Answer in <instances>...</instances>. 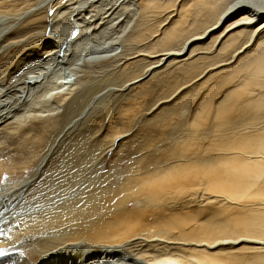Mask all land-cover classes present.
I'll return each mask as SVG.
<instances>
[{
	"label": "bare ground",
	"instance_id": "bare-ground-1",
	"mask_svg": "<svg viewBox=\"0 0 264 264\" xmlns=\"http://www.w3.org/2000/svg\"><path fill=\"white\" fill-rule=\"evenodd\" d=\"M8 1L15 0H0V11ZM163 1L178 9L160 0H26L14 14L0 12V126L62 107L52 126L59 151L52 166H61L72 188L114 142L121 152L135 128L117 179L110 169L96 188L36 217L67 223L59 236L77 238L31 264H264V33L247 23L264 22V0ZM49 5L69 27L53 22V37L35 42L33 19ZM127 10L145 22L123 35L115 26L130 20ZM237 17L244 22L227 30ZM71 23L102 43L77 42ZM32 59L27 71H11ZM31 181L17 195L13 187L0 195V264H22L6 232ZM80 233L86 242L75 241ZM161 252L158 260L141 256Z\"/></svg>",
	"mask_w": 264,
	"mask_h": 264
},
{
	"label": "rangeland",
	"instance_id": "rangeland-1",
	"mask_svg": "<svg viewBox=\"0 0 264 264\" xmlns=\"http://www.w3.org/2000/svg\"><path fill=\"white\" fill-rule=\"evenodd\" d=\"M9 3L10 5H8ZM23 3H26V0L8 1L7 4L1 8L0 12L14 14V10L21 7ZM65 4L66 0H58L57 2L58 6H63ZM160 4L165 7L174 8L175 10L178 9V4L175 7V2L173 1L165 2L160 0ZM52 6L53 5L47 6V10L40 13L39 19H33V39L35 42L44 41L53 37L50 30L53 27V22H59V24L66 29L69 27L65 19L60 16L62 10H54ZM172 11L175 15V11ZM127 13L130 20L123 25L121 24L119 28L115 26L118 30L122 29L123 35L128 31L130 26L145 22V19L139 17L138 13L133 14L131 11ZM178 15L179 13L175 16ZM18 23L19 22H17L16 25ZM71 27V37L73 36L75 40L78 39L77 42L82 36H85L91 45L102 43L101 39L103 37L95 34L90 28L83 32L82 29L78 27L77 23H71ZM14 29L10 28L9 32ZM76 30L79 33L76 34ZM61 32L62 35L57 37L59 44H62L66 37V30ZM126 47L127 45L124 43V48ZM76 49L79 55H89L87 51H83L77 44L73 50ZM34 59H42V57L38 56ZM34 59L19 64H16V62L13 63L10 66L11 71H14L15 74L20 71H27L29 65L33 64ZM42 61L44 60L42 59ZM86 64L89 65V63ZM52 75L48 73V77ZM55 81L56 80H53V78L51 79V86L54 87V84H56ZM47 90H51V87L47 88ZM192 91L193 90L190 92ZM37 92H45V88L40 87ZM64 93L65 90H63L61 94H57L55 100L61 98ZM41 105L47 108L44 103ZM51 105L52 102H50V106ZM61 113L62 107L52 111L42 112L43 116H31L26 119V123L17 119L15 120L14 117L6 126H0V195H5L10 187L15 189L17 195L22 189L21 182L32 177L30 185L15 201V208L18 215L15 223L9 227L6 232L7 245L14 246V253H11L15 256L13 260L22 264H31L46 250L70 243L72 238H77L72 237L71 234L59 236L60 230L70 227L67 223H62L60 226H48L44 223H38L36 217L53 210L58 205L74 199L79 193L96 188L98 186L96 177L108 172L110 169L114 174L111 179H117L116 177L118 175L115 173L126 168V165L130 162L128 157L130 149L131 147H135V144L132 143L133 140H128L130 138L132 139V134L133 132L135 133V128H131V134L127 138H124L125 144L122 146L121 152L115 151L116 143L114 142L105 153L100 154V158L94 164L90 165L85 170L76 180L77 184L75 188H72V180L63 175L61 166H52L54 160H56L55 155L59 154V151L50 143L52 126L55 125ZM128 113L134 117L131 111L128 110ZM31 126L34 127V131L32 130L33 132L29 131V127ZM19 130H26V132H30V134L25 138L19 139L21 136H17ZM43 155H46L45 164L40 170L36 171L38 162ZM2 190L5 191L1 193ZM132 207L133 206H131V208ZM21 209L22 211H20ZM12 232L14 235L11 234ZM150 232L154 236L162 237L155 234L153 231ZM76 235H78V239H75V241L86 242L88 240L81 233ZM175 235V231H171L167 232L165 237L171 238ZM164 252L141 256L149 260H158L159 257L163 256ZM178 261H180V259H178Z\"/></svg>",
	"mask_w": 264,
	"mask_h": 264
},
{
	"label": "snow or ice",
	"instance_id": "snow-or-ice-1",
	"mask_svg": "<svg viewBox=\"0 0 264 264\" xmlns=\"http://www.w3.org/2000/svg\"><path fill=\"white\" fill-rule=\"evenodd\" d=\"M262 15H264V13H262ZM243 18L242 17H237V20L234 21L232 23V25L230 26L229 29L227 30H231V28H235V27H239L241 25V23H243ZM248 24H254L255 25V32L257 35L264 33V22H260L259 18H257L256 20H251V21H247ZM5 253L3 251H0V256H4Z\"/></svg>",
	"mask_w": 264,
	"mask_h": 264
}]
</instances>
